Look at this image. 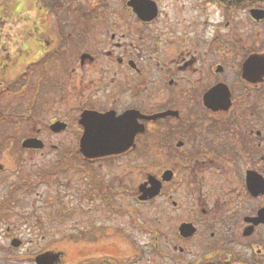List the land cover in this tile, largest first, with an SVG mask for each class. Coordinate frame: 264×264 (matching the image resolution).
Here are the masks:
<instances>
[{
	"label": "flooded vegetation",
	"instance_id": "af4514ba",
	"mask_svg": "<svg viewBox=\"0 0 264 264\" xmlns=\"http://www.w3.org/2000/svg\"><path fill=\"white\" fill-rule=\"evenodd\" d=\"M128 1L113 18H75L65 35V22L47 20L24 52H0V185L39 150L86 166L120 161L119 174L87 175L81 190L80 200L100 204L91 216L103 224L38 253L12 237L0 264H36L40 255L53 264H264V75L243 77L248 58L264 51L235 66L232 42L218 29L208 37L206 7L233 13L235 3L174 0L183 11L171 19L165 0H151L155 16L142 21ZM95 25L104 40L93 38ZM94 131L91 148L104 138L120 151L84 158L91 150L81 139ZM31 139L41 148L23 147ZM157 201L161 222L144 249L135 206Z\"/></svg>",
	"mask_w": 264,
	"mask_h": 264
},
{
	"label": "rangeland",
	"instance_id": "374dc122",
	"mask_svg": "<svg viewBox=\"0 0 264 264\" xmlns=\"http://www.w3.org/2000/svg\"><path fill=\"white\" fill-rule=\"evenodd\" d=\"M125 1L0 0V52L8 50L9 47L16 55L24 52V44L30 33L31 36L43 33L49 25L47 20L52 24L65 22L61 32L65 35L66 32L71 31L73 23L71 21L75 18L82 17L85 20L113 18L116 12L122 13L123 7L125 8V5L122 7V3ZM173 2L174 0L162 1L161 8L171 19L181 18L183 10L179 9L178 1L174 6ZM257 5L256 8L264 10V2ZM214 6L208 5L203 14L206 16L204 19H207L206 33L210 37L213 31L218 29L223 40L232 42L233 65L236 66V62L248 52L262 54L264 21H251L249 7H238L231 13L219 5ZM77 12L80 14L76 15ZM127 14V18H132L129 12ZM226 23H229L227 28ZM97 28L98 26L95 25L92 36L99 42L104 40V37ZM232 44L229 47H232ZM16 138L20 137L16 136ZM48 153L41 150L27 153L21 168L15 170L12 177L7 178L6 174L1 176L3 182L0 185V246L11 241L10 238L13 237L31 244L23 246L22 251L29 249L32 253H38L50 247L52 243L86 236L91 232L90 227L103 224V218L97 220L96 215L91 216V212H94L96 206L100 204L97 201L90 202L88 199L86 200L90 203L80 200L81 190L88 184L87 175L102 178L105 174L106 178H112L119 174L120 167L117 164L120 161H102L93 166H86L70 156L60 158L62 155ZM99 165H101L100 169ZM132 204L134 203L127 198L128 210H134ZM159 206V201L156 204L135 206V210L140 214V224L143 226L141 240L144 249L146 244L150 245L153 241L151 232L156 219L158 225L161 222V217L156 216V212L160 210ZM125 221L128 227L130 222L128 219ZM7 227L11 229L9 238L5 231ZM127 232H131L130 228H127ZM127 236L133 237L131 234ZM161 241L160 239L159 242ZM59 249L69 253L71 247H59ZM87 253L89 251L85 248H79V254ZM2 257L4 254L0 253V261ZM67 260L66 258L65 264H70L71 262Z\"/></svg>",
	"mask_w": 264,
	"mask_h": 264
},
{
	"label": "water",
	"instance_id": "95a60500",
	"mask_svg": "<svg viewBox=\"0 0 264 264\" xmlns=\"http://www.w3.org/2000/svg\"><path fill=\"white\" fill-rule=\"evenodd\" d=\"M127 6L130 7L133 10V12L136 14V16L142 21H151L155 16V7H154V3L151 0H130L127 2ZM250 16L255 21L264 20V11L252 9L250 11ZM261 75H264V54L260 56H252L248 58V60L243 65L244 79H248L250 81H254V80L256 81V78ZM95 121L101 123V122H105L106 120L103 121V117H101V119L96 118ZM97 134H98L97 131H94V132H85V134L83 135L81 139V148L87 151L91 150V152L82 153L84 158L93 159L101 156L104 157L107 155L118 153L120 151L118 146H114L113 144L107 141L103 142L104 138L101 139L102 143L100 148L96 147V145L94 146V148H91L92 146L91 144L94 140H96ZM23 147L30 149H40L41 145L39 144V141H37L36 139H31L25 141L23 143ZM96 150H99L100 152L94 153ZM147 193H149V196L152 197L150 191L149 192L147 191ZM12 242L14 244H17L18 240H13ZM35 263L53 264V259L45 255H40L36 258Z\"/></svg>",
	"mask_w": 264,
	"mask_h": 264
},
{
	"label": "trees",
	"instance_id": "16d2710c",
	"mask_svg": "<svg viewBox=\"0 0 264 264\" xmlns=\"http://www.w3.org/2000/svg\"><path fill=\"white\" fill-rule=\"evenodd\" d=\"M222 4L227 6L228 2L235 3L237 7L254 6L257 3L264 2V0H221Z\"/></svg>",
	"mask_w": 264,
	"mask_h": 264
}]
</instances>
